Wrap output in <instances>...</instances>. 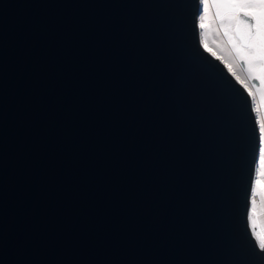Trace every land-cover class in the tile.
<instances>
[{
	"label": "water",
	"instance_id": "95a60500",
	"mask_svg": "<svg viewBox=\"0 0 264 264\" xmlns=\"http://www.w3.org/2000/svg\"><path fill=\"white\" fill-rule=\"evenodd\" d=\"M199 12L0 0V264H264L257 120Z\"/></svg>",
	"mask_w": 264,
	"mask_h": 264
},
{
	"label": "rangeland",
	"instance_id": "374dc122",
	"mask_svg": "<svg viewBox=\"0 0 264 264\" xmlns=\"http://www.w3.org/2000/svg\"><path fill=\"white\" fill-rule=\"evenodd\" d=\"M200 6V3H199ZM201 10V6H200ZM221 15H217V12ZM200 13V12H199ZM197 15V23L203 25L200 27V42L205 44L204 47L210 53H215L220 57V61L228 68L231 66L232 71L239 77V82L247 89L254 109L257 123L264 125V82L259 80L252 81L249 72L242 67V60L233 48L231 39L236 38L233 25L235 19H228L223 16L224 9H217L212 4H206L203 7V16ZM260 135L264 131L259 130ZM254 177L256 180L255 189L252 188L253 201V218L255 227L252 229L256 240L260 243L264 240V158L258 153Z\"/></svg>",
	"mask_w": 264,
	"mask_h": 264
},
{
	"label": "snow or ice",
	"instance_id": "6c2138e0",
	"mask_svg": "<svg viewBox=\"0 0 264 264\" xmlns=\"http://www.w3.org/2000/svg\"><path fill=\"white\" fill-rule=\"evenodd\" d=\"M201 10L199 15L203 16V7L206 4H212L217 9L223 8V16L228 19H235L238 25L246 26V30L241 31L239 28L237 31L239 35L230 40L237 55L241 57L242 67L246 68L249 72L250 79L252 81L264 82V0H199ZM217 15H221L218 11ZM198 27H203L198 23ZM201 47H206L202 44ZM213 56L220 60L219 56L213 53ZM229 75L239 80V77L232 71L231 66L227 68ZM257 128L264 131V125L257 123ZM258 150L261 153V157L264 158V135L259 137ZM260 160H257L259 163ZM256 180L253 178L252 188L255 189ZM247 226L251 231L255 227V220L253 218V201L249 197L248 208L246 212ZM255 240L256 237L253 236ZM255 247L260 252L264 253V240L256 244Z\"/></svg>",
	"mask_w": 264,
	"mask_h": 264
}]
</instances>
